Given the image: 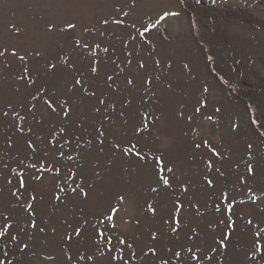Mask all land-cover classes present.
<instances>
[{
    "label": "snow or ice",
    "instance_id": "6c2138e0",
    "mask_svg": "<svg viewBox=\"0 0 264 264\" xmlns=\"http://www.w3.org/2000/svg\"><path fill=\"white\" fill-rule=\"evenodd\" d=\"M137 3L138 0H115L111 11L98 21L105 26V31L114 26L127 37L121 39L119 49L113 44L101 47L102 40L90 44L87 40L82 43L80 39H66L65 46L45 60L43 71L38 67L39 61L44 59L39 48H20L0 41V72H11L16 61L19 62L20 67L14 72L18 85L14 93L21 97L16 102L0 100V125L4 127L2 139L6 149L0 154V264H32L26 258H40L36 247L41 237L45 244L50 237H58L61 258L43 255V261L55 264H130L131 261L138 264H226L233 251V236L241 227L246 246L243 260L235 264H264V207H261L264 205V151H261L264 119L257 117V109L251 103L246 106L247 138L243 141V151L235 159L231 152L222 154L208 139L202 138L200 142L193 139L186 145L188 159L195 162L199 158V188L207 197L203 201L195 199L193 180L186 176L176 158L166 149L150 146L147 137L162 125V117L186 123L188 130L195 132L192 125L197 118L218 124L224 112L214 104L208 112L211 89L207 83L201 84L190 111L185 101L179 102L171 113L155 107L159 97L154 88L163 86L168 92L174 90L176 81L171 70L175 62L171 57H164L168 70L165 71L161 67L160 53L151 40L145 39L146 45H152L151 49L139 56L135 54V44L129 50L128 40L135 42L137 35L145 38L160 21L169 15L179 16V12L162 9L155 23L145 26L141 22L137 27V21L131 17ZM195 3L200 5L202 0ZM211 3L217 5L218 0ZM219 3L227 6L228 0H219ZM179 4L184 5L185 0H179ZM63 23L67 32L55 21L47 23L46 31L59 29L66 37H72L77 24ZM192 23L195 26V21ZM12 27L16 34L21 33L19 27ZM83 31H91L99 37L105 35V31L96 27L91 30L84 27ZM97 50L106 55L98 56ZM205 59L212 62L214 58L208 55ZM183 69L190 79H195L188 63L183 64ZM211 71L215 72V68ZM58 79L64 82L63 92L53 83ZM219 80L229 85L223 76H219ZM229 87L232 92L236 91L235 87ZM84 102H89L91 123L87 118L79 121L74 118ZM134 105L137 122L132 124L131 134L111 133L118 119L122 127L129 124L126 113ZM240 128L239 121L229 120L231 134L239 136ZM85 133L91 138H85ZM109 135H112L111 140ZM184 136L188 137V131ZM91 152L96 153L94 162L88 160ZM117 161L132 162L128 166L120 165V174L127 177V186L114 193L117 205L109 201L99 214H90L80 207L79 216L73 209L53 222L55 214L70 201L87 202L91 194L103 186ZM89 163L91 176L86 167ZM225 163L230 167L222 170ZM144 192L157 198L155 202L144 199V217L155 222L147 229L146 237L126 239L127 233L108 234L117 229L114 220L121 210L119 205L126 200L135 201ZM165 193L169 206L162 207L159 198ZM237 196H246L258 211L246 218L233 219ZM208 213L214 216L207 221V227L213 231L210 239L205 233L201 242L198 225H193L190 218L205 219ZM92 216L103 218L93 223ZM131 222L137 229L143 228L141 217H132Z\"/></svg>",
    "mask_w": 264,
    "mask_h": 264
},
{
    "label": "rangeland",
    "instance_id": "374dc122",
    "mask_svg": "<svg viewBox=\"0 0 264 264\" xmlns=\"http://www.w3.org/2000/svg\"><path fill=\"white\" fill-rule=\"evenodd\" d=\"M114 2L115 0H0V41L20 48H39L44 53V59H41L38 64L41 71H43L45 60L55 56L59 49L65 46L66 39H80L82 43L87 40L90 44L93 41L102 40L101 47L113 44L119 49L121 39H127V37L114 26L105 31V26L98 24L99 19L111 11ZM162 9L170 13L179 12V16L169 15L165 20L160 21L157 28L152 29L150 34H146L145 38L137 35L135 42L128 40L129 50L135 44V54L138 56L146 54V51L151 49L152 45H146L144 42L145 39L151 40L152 44L156 45V52L160 53L161 67L165 68V71L168 70L163 63L164 57H171L175 62L171 70L172 78L176 81L174 90L168 92L163 89V86L154 88L153 91H156L159 97V102L155 107L165 113H171L172 108L176 107L179 102L185 101L188 102L187 106L190 111L191 102L195 96L199 95L201 84L207 83L211 89L209 96L211 104L208 112H211V105L214 104L222 107L224 116L218 124L197 118L196 124L192 125L196 129L195 132L189 131L186 123H177L170 118L162 117V125L153 130L152 136L147 137V140L150 146L154 144L156 148L166 149L176 158L186 176L193 180L192 191L196 194L195 199L203 201L207 197L199 188V158L195 162L190 161L186 155V145L193 139L196 142H200L202 138L208 139L222 154L231 152L235 159L243 151V141L247 138L246 106L251 103L257 109V117L264 119V0H228L227 6H222L219 0L217 5H213L211 0H202L200 5H197L195 0H185L184 5H180L179 0H138L137 7L131 12V17L137 21V27H140L141 22L146 26L149 23H155L162 14ZM128 10L126 7L125 11ZM49 21L57 22L60 28H65L64 21H71L77 24V27L72 37H66L59 29H53L51 33H48L46 25ZM193 21H195V26H193ZM13 25L21 29L20 34L15 33ZM84 27L90 30L96 27L100 31H105V35L99 37L91 31L84 32ZM67 31L65 28V32ZM133 34L136 35L135 32ZM201 41L203 43H200ZM97 55L105 56L106 54L97 50ZM208 55L213 56L212 62L206 61L205 58ZM184 63H188L193 69L192 76L195 79L188 77L187 70L183 69ZM19 67V62L16 61L11 72H0V100L5 103L8 100L16 102L21 98L14 93V88L18 86L14 81V72ZM149 67H152L150 61ZM212 68H215V72L211 71ZM219 76L228 80L229 85L235 87L236 91L232 92L229 85L219 80ZM53 83L63 92V80H54ZM138 104L137 98L136 105ZM134 108L135 105L126 113L129 124L122 127V121L118 119V122L111 127V133L125 136L131 134L132 124L137 122ZM74 118L77 121L87 118L91 123L92 114L89 102H84L78 108ZM230 119L241 123L239 136L230 133ZM89 131L92 129L89 128ZM185 131H188L187 138L184 136ZM3 132L4 127L0 125V154L6 151L2 139ZM156 137H159V140H156ZM85 138L91 137L85 133ZM109 139H112V135H109ZM65 150L69 151L67 148ZM202 151L207 150L202 148ZM261 151H264V145L261 146ZM9 155H14V153H9ZM95 158V152L88 155L89 161L94 162ZM207 158L208 156H205V159ZM122 163L128 166L132 162L117 161L115 168L105 177L103 186L93 192L87 202L70 201L66 208L62 207L55 214L53 222H56L57 217L70 214L73 209L79 216L80 207L90 214H99L107 208L109 201L117 205L114 193L123 191L127 186V177L120 174ZM13 167H15L14 164ZM86 167L91 176V164L89 163ZM229 167L230 165L225 163L222 170ZM143 182L146 184L148 181L145 179ZM46 183L49 182L46 181ZM145 198H150L153 202L157 199L144 192L135 201L126 200L123 205H119L121 210L114 220L117 229L108 234L127 233L126 239L129 237L144 239L147 229L155 223L152 219L144 217L142 207ZM241 200L245 201L243 205L240 204ZM159 203L162 207L169 206V197L166 193L159 198ZM48 210H50V205ZM201 211L203 212L204 209L202 208ZM257 211L247 201L246 196H237L234 208L236 215L233 219L239 216L246 218L248 214ZM132 217H141L143 228L137 229L131 222ZM97 218L102 219L103 217L92 216L93 223ZM190 219L193 225H198L197 231L201 232V242H203L205 233L209 234L210 239L213 229L207 227V221L213 220L214 216L208 213L205 219L198 217ZM124 221H129V223ZM105 223L110 227L107 221ZM240 223L243 222L240 221ZM243 232L241 227L233 236V251L229 254L226 264H235V261L243 260L242 254L246 246ZM88 235H91V231ZM43 239L41 237L36 247V250L41 253L40 258L29 256L26 260L32 261V264H55V262L43 261V255L52 254L57 260L61 258L60 247L57 244L58 237H50L47 244L43 243ZM130 264H138V262L131 261Z\"/></svg>",
    "mask_w": 264,
    "mask_h": 264
}]
</instances>
